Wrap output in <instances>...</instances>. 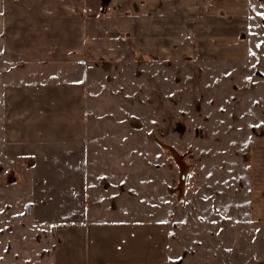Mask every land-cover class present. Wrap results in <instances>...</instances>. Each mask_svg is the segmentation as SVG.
Masks as SVG:
<instances>
[{"label": "crops", "instance_id": "1", "mask_svg": "<svg viewBox=\"0 0 264 264\" xmlns=\"http://www.w3.org/2000/svg\"><path fill=\"white\" fill-rule=\"evenodd\" d=\"M246 21L245 0H0L1 50L16 66L0 90V152L30 222L53 234V264L229 261L230 208L151 218L131 184L90 179L86 74L140 55L245 57ZM248 152L245 227L264 223V137Z\"/></svg>", "mask_w": 264, "mask_h": 264}, {"label": "rangeland", "instance_id": "2", "mask_svg": "<svg viewBox=\"0 0 264 264\" xmlns=\"http://www.w3.org/2000/svg\"><path fill=\"white\" fill-rule=\"evenodd\" d=\"M245 1V57L140 55L86 74L90 179L112 174L131 184L136 207L151 218L230 208V258L216 253V264H264V223L239 226L235 216L249 141L264 137V0ZM15 67L0 43V90ZM6 169L0 152V264H53V234L30 222Z\"/></svg>", "mask_w": 264, "mask_h": 264}, {"label": "water", "instance_id": "3", "mask_svg": "<svg viewBox=\"0 0 264 264\" xmlns=\"http://www.w3.org/2000/svg\"><path fill=\"white\" fill-rule=\"evenodd\" d=\"M179 166H180V168H182V165H181V164H180ZM182 170H183V169H182ZM184 176H185V172L183 171V172H182V178L180 179V181H182V180L184 179Z\"/></svg>", "mask_w": 264, "mask_h": 264}]
</instances>
